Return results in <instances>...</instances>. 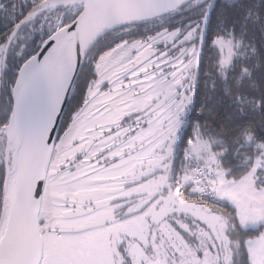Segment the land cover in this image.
<instances>
[{"label": "snow or ice", "instance_id": "obj_1", "mask_svg": "<svg viewBox=\"0 0 264 264\" xmlns=\"http://www.w3.org/2000/svg\"><path fill=\"white\" fill-rule=\"evenodd\" d=\"M224 3L204 75L234 103L227 120L256 118L231 136L224 123H195L178 168L214 0H31L0 32V264H264V53L246 26L260 0ZM185 8L182 27L92 54L106 28ZM37 22L47 31L11 80L12 54ZM230 145L244 170L222 165Z\"/></svg>", "mask_w": 264, "mask_h": 264}, {"label": "trees", "instance_id": "obj_2", "mask_svg": "<svg viewBox=\"0 0 264 264\" xmlns=\"http://www.w3.org/2000/svg\"><path fill=\"white\" fill-rule=\"evenodd\" d=\"M247 2V0H245ZM31 4V0H1L0 5H3L0 8V32H3L13 19L22 14ZM228 9V5L224 3V0H217L212 14L209 19L207 34L205 37L204 44V60L201 63V75L199 77V84L197 86L194 98L192 103L190 104L187 116L185 118L182 130H181V138L177 147V152L175 155V166L178 168L183 158L184 148L192 134V127L195 123L203 122L205 120H209L213 123V125L217 128L220 127L221 123H224L225 126L230 129L228 132V136L234 135L235 131L238 130L239 127H242L249 120L255 119L256 117L251 113H244L234 115L232 120H227L226 113L235 112V105L233 102L229 100L227 96H223L222 94V82L219 77L213 75H204V68L207 65L208 61L213 59L214 53L210 47L213 34L220 26L217 22V15L219 14V9L221 5ZM195 7V6H193ZM231 13V9H228ZM260 19L256 22H253L251 19L247 21L248 28V38L253 39L257 46V49L264 53V34H262L261 29L264 28V0H260ZM243 13L242 10L232 13L229 15L228 20L225 22L231 23L234 19H240ZM193 18V14L185 8L183 11H177L166 16H163L159 19H153L151 22H141L136 24L135 27L130 28L128 31L123 33V36H119L121 34L118 33V29L112 30L107 34L100 37L96 43L97 46L100 43H115L121 39L132 38V37H143L146 35H150L153 31L159 30L161 26H167L170 29L182 27L185 25L188 20ZM37 24H34L31 30H28L25 26V31L29 32V39L27 40V44L24 48L18 49V55L16 53L12 54L13 57V65L12 68L18 67L16 61L23 62V58L30 55L28 45H36V43L41 39L42 31L46 32L47 28L41 29ZM237 33L240 31V24L237 23L235 25ZM264 58V57H262ZM86 70L90 69V65H85ZM261 71H264L262 69ZM259 76L260 74L257 73ZM215 79L216 89H209L206 87V82L208 80ZM86 83V81H85ZM228 83L231 84L232 80L229 78ZM72 95L77 97V107H79V103L82 102L84 97V87L80 82H77L73 87ZM222 97V99H221ZM212 108L214 112H216L215 118L211 116L206 110ZM255 133L258 138L264 139V129H261L258 125L255 128ZM221 163L225 168L230 169L233 172H239L244 170L247 167L246 163H241L242 156L239 154H234L232 151L231 145L227 152L223 153L220 157Z\"/></svg>", "mask_w": 264, "mask_h": 264}, {"label": "flooded vegetation", "instance_id": "obj_3", "mask_svg": "<svg viewBox=\"0 0 264 264\" xmlns=\"http://www.w3.org/2000/svg\"><path fill=\"white\" fill-rule=\"evenodd\" d=\"M120 28H122V27H119V28H117L118 30L120 29ZM122 33V34H121ZM123 31H118V33L117 34H121V35H119V36H115V37H120V36H123ZM105 44H108V42H105V43H100V44H98L97 46H93L92 48H91V50H92V54L93 55H98L99 54V52L103 49V47L105 46ZM85 65H88V64H85ZM16 68H12V66L9 68V71H8V76H9V78L11 79V80H14V78H15V76H16ZM4 96V94H3V92H0V97H3Z\"/></svg>", "mask_w": 264, "mask_h": 264}, {"label": "rangeland", "instance_id": "obj_4", "mask_svg": "<svg viewBox=\"0 0 264 264\" xmlns=\"http://www.w3.org/2000/svg\"><path fill=\"white\" fill-rule=\"evenodd\" d=\"M0 2H1V0H0ZM157 47H159V45H158ZM189 107H190V104L187 106V108H186V110H185V112H184V114H183V122H182V124H181L180 130H179V132H178V137H177V140H176L175 145H174V155H176V152H177V147H178V144H179V142H180V138H181V130H182V127H183V124H184L185 118H186V116H187V113H188Z\"/></svg>", "mask_w": 264, "mask_h": 264}, {"label": "water", "instance_id": "obj_5", "mask_svg": "<svg viewBox=\"0 0 264 264\" xmlns=\"http://www.w3.org/2000/svg\"><path fill=\"white\" fill-rule=\"evenodd\" d=\"M216 2H217V0H214V4H213V8H214V6H215V4H216ZM213 8H212V10H213ZM169 13H163L162 14V16L161 17H163V16H166V15H168ZM154 19H156V18H154ZM141 22H144V21H140V22H138V23H141ZM137 23V24H138ZM209 23V22H208ZM119 27H123V23H121V24H119L118 26H117V28H119ZM116 28V29H117ZM115 30V29H114ZM107 34V33H106ZM105 35V34H104ZM103 36V35H102ZM102 36H99V37H97L96 38V40L93 42V44L90 46L91 48L94 46V44L96 43V41L100 38V37H102ZM35 118V117H34Z\"/></svg>", "mask_w": 264, "mask_h": 264}, {"label": "bare ground", "instance_id": "obj_6", "mask_svg": "<svg viewBox=\"0 0 264 264\" xmlns=\"http://www.w3.org/2000/svg\"><path fill=\"white\" fill-rule=\"evenodd\" d=\"M117 26H118V25H114V26H112V27H109V28L104 29L102 35H104V34H106V33H108V32H111L112 30L116 29ZM102 35H101V36H102ZM98 37H99V36H98Z\"/></svg>", "mask_w": 264, "mask_h": 264}]
</instances>
